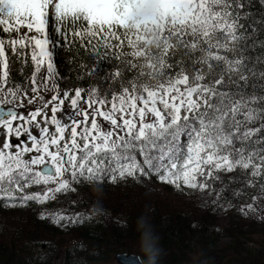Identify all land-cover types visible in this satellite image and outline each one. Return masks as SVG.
<instances>
[{
    "label": "snow or ice",
    "instance_id": "obj_1",
    "mask_svg": "<svg viewBox=\"0 0 264 264\" xmlns=\"http://www.w3.org/2000/svg\"><path fill=\"white\" fill-rule=\"evenodd\" d=\"M153 180L264 222V0H0V210Z\"/></svg>",
    "mask_w": 264,
    "mask_h": 264
},
{
    "label": "trees",
    "instance_id": "obj_2",
    "mask_svg": "<svg viewBox=\"0 0 264 264\" xmlns=\"http://www.w3.org/2000/svg\"><path fill=\"white\" fill-rule=\"evenodd\" d=\"M154 185L162 187V194ZM85 188L93 206L106 208L107 223L97 215L84 227L62 230L33 211L0 210V264H75L80 262L79 254L70 249L81 241L94 247L92 264L109 263L122 253L145 261L137 230L144 219L154 225L159 237V264H264V222L234 211L213 214L190 196L154 180L148 188L131 184H87ZM40 207L50 213L81 210L80 204L62 197ZM193 222L199 227H191ZM213 226H219V231H213ZM68 237L74 244L63 241ZM43 243L63 251L52 250L51 257L45 258L39 253Z\"/></svg>",
    "mask_w": 264,
    "mask_h": 264
},
{
    "label": "clouds",
    "instance_id": "obj_3",
    "mask_svg": "<svg viewBox=\"0 0 264 264\" xmlns=\"http://www.w3.org/2000/svg\"><path fill=\"white\" fill-rule=\"evenodd\" d=\"M137 230L140 232L139 248L145 257V264H159L160 246L159 237L151 228L147 219L138 223Z\"/></svg>",
    "mask_w": 264,
    "mask_h": 264
},
{
    "label": "rangeland",
    "instance_id": "obj_4",
    "mask_svg": "<svg viewBox=\"0 0 264 264\" xmlns=\"http://www.w3.org/2000/svg\"><path fill=\"white\" fill-rule=\"evenodd\" d=\"M21 31H24V29H21ZM154 187L155 188H157L158 189V191L162 194V192H161V188L160 187H156L155 185H154ZM33 190H38L37 188H36V186H34L33 187ZM49 201H53V200H49ZM54 201H56V200H54ZM2 214V213H1ZM64 242H66V243H68V245L70 246L71 244H74L73 243V241H72V239H70V237H68L67 238V240L66 239H64L63 240ZM225 242V241H224ZM43 244H46V243H43ZM43 244H41L42 245V247L40 248V250H39V253L41 254V255H43V257H45V258H49V257H51V255L52 254H50V251H52L53 250V252H55V254L57 253V254H59V252L60 251H63L62 250V248L61 247H58V246H53L51 243H48V244H46V245H43ZM52 253V252H51ZM61 253V252H60ZM60 257H58V259H59ZM142 260H143V258H142ZM114 261H115V259L113 260H111L109 263H103V264H116V263H114ZM77 262V261H76ZM75 262V264H80V262H78V263H76ZM143 262H145L144 260H143ZM61 262L60 261H56V263L55 264H60Z\"/></svg>",
    "mask_w": 264,
    "mask_h": 264
},
{
    "label": "water",
    "instance_id": "obj_5",
    "mask_svg": "<svg viewBox=\"0 0 264 264\" xmlns=\"http://www.w3.org/2000/svg\"><path fill=\"white\" fill-rule=\"evenodd\" d=\"M125 256H136L140 261H141V264H145L143 261H142V259L138 256V255H127V254H119V255H117V257H116V260L120 263V264H124V261H123V257H125Z\"/></svg>",
    "mask_w": 264,
    "mask_h": 264
}]
</instances>
